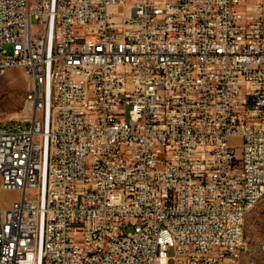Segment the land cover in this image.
Here are the masks:
<instances>
[{"label": "built area", "instance_id": "2783aa9c", "mask_svg": "<svg viewBox=\"0 0 264 264\" xmlns=\"http://www.w3.org/2000/svg\"><path fill=\"white\" fill-rule=\"evenodd\" d=\"M16 69L0 264L236 262L264 197V0H0Z\"/></svg>", "mask_w": 264, "mask_h": 264}, {"label": "rangeland", "instance_id": "374dc122", "mask_svg": "<svg viewBox=\"0 0 264 264\" xmlns=\"http://www.w3.org/2000/svg\"><path fill=\"white\" fill-rule=\"evenodd\" d=\"M29 87V78L23 70H11L0 76V125L17 123L27 115ZM21 198L18 193L0 190V207L7 209ZM244 230L245 247L232 264H264V202L247 216ZM172 256L170 252L169 257Z\"/></svg>", "mask_w": 264, "mask_h": 264}, {"label": "bare ground", "instance_id": "6f19581e", "mask_svg": "<svg viewBox=\"0 0 264 264\" xmlns=\"http://www.w3.org/2000/svg\"><path fill=\"white\" fill-rule=\"evenodd\" d=\"M5 74L6 73H0V76H3ZM27 104L29 106L31 105V89H30V87H29L28 96H27ZM263 202H264V197H259V199H254L253 200V206L248 207L247 216L252 211H254L259 205H261ZM247 216H246V218H247ZM246 218H245V221H246ZM245 221H244V227H245ZM242 246L243 247H237L235 249V257H237L238 253H240V251H242L245 247V232H244V237H242Z\"/></svg>", "mask_w": 264, "mask_h": 264}]
</instances>
